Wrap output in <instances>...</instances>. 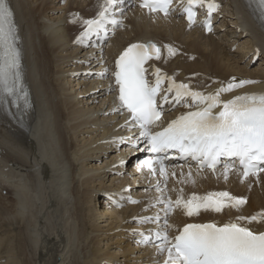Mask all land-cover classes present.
Returning <instances> with one entry per match:
<instances>
[{
	"label": "bare ground",
	"instance_id": "6f19581e",
	"mask_svg": "<svg viewBox=\"0 0 264 264\" xmlns=\"http://www.w3.org/2000/svg\"><path fill=\"white\" fill-rule=\"evenodd\" d=\"M215 35L186 32L181 22L169 23L131 11L129 29L118 33L111 50L138 40L169 43L174 58L163 69L196 91L215 93L230 82L251 80L231 95L264 93V27L253 0H223ZM21 31L28 109L2 114L0 109V264H142L159 254L139 245L150 234L145 203L124 206L117 215L107 196L131 185L139 151L105 147L120 123L109 112L111 93L97 76L84 77L88 56L73 38L78 21L91 17L97 0H9ZM69 23V21H71ZM234 49V50H233ZM255 57L260 62H255ZM85 66V67H84ZM80 69V70H79ZM83 71H82V70ZM79 70V71H78ZM80 72V75H74ZM230 95V96H231ZM11 117V118H9ZM127 167L117 165L121 157ZM137 181V180H136ZM203 186L200 188L199 186ZM184 182L179 194L228 190L248 199L234 212L203 213L191 221L250 216L264 211V174L257 181L206 178ZM132 186L138 193L142 186ZM135 198H141L136 195ZM143 198V197H142ZM145 219L144 226L136 225ZM187 220L180 214L175 224ZM264 230V222L254 225Z\"/></svg>",
	"mask_w": 264,
	"mask_h": 264
},
{
	"label": "snow or ice",
	"instance_id": "6c2138e0",
	"mask_svg": "<svg viewBox=\"0 0 264 264\" xmlns=\"http://www.w3.org/2000/svg\"><path fill=\"white\" fill-rule=\"evenodd\" d=\"M117 0H104L100 5L97 19H86L85 26L80 35L83 41L93 33H99L104 28L109 7ZM123 3V0H119ZM172 0H144L143 7L151 11L168 12ZM199 4L205 6V0H188V5ZM264 6V0H260ZM209 12L215 11L218 5L207 3ZM188 12L189 23H194L195 14L191 7ZM12 12L9 10L7 0H0V47L4 53L0 63V85L3 90L11 94L15 83L19 79L20 66L19 53L15 48L14 26ZM116 24V20L110 21ZM209 30L210 25H209ZM167 47L168 54L174 55L175 50ZM159 60L161 50L155 44H132L124 50L115 62V84L118 86L119 107L126 109L130 119L141 129L140 135L149 138L153 153L167 152L176 149L181 157H191L199 162L200 167H215L222 156L238 157L240 160L242 177L258 176L264 171V94H245L235 96L233 99L222 101L221 94L230 92L234 88L254 83L251 80H240L238 83L230 82L227 87L218 88L215 93L205 95L199 91H192L188 84H177L172 77H165L159 68L153 70L154 82H150L145 73V64L150 59ZM100 75H105L104 73ZM15 77V79H13ZM165 79L168 87L162 89ZM163 93V94H161ZM174 93L172 99L169 94ZM160 105L175 101L191 99V106L195 111H188L177 119L168 123L162 131L150 132L149 127L161 119ZM219 108L218 112L213 109ZM135 147V145H134ZM159 164V172L167 178L163 159L144 161L150 171H154L153 164ZM229 169L225 168V179ZM189 178L191 173L188 174ZM159 190V189H158ZM245 198H237L226 191L210 192L204 196L193 194L187 200L179 196L174 202L169 200L165 214L176 208H182L189 217L198 215L201 210H211L217 213L226 208L239 210L246 204ZM159 217H149L147 220H157ZM264 222V212L251 216L239 215L235 220H229L222 226L216 223L187 224L175 235L168 239L167 233L163 236L156 233V239L162 240L158 251L167 253L164 264H264V231H255L247 224ZM165 228L172 227L164 222ZM143 242H148L145 238Z\"/></svg>",
	"mask_w": 264,
	"mask_h": 264
},
{
	"label": "rangeland",
	"instance_id": "374dc122",
	"mask_svg": "<svg viewBox=\"0 0 264 264\" xmlns=\"http://www.w3.org/2000/svg\"><path fill=\"white\" fill-rule=\"evenodd\" d=\"M256 65H257V67H258V66L260 67V63H257ZM79 70H80V69H79ZM79 70H78V71H79ZM81 70H82V69H81ZM82 71H83V70H82Z\"/></svg>",
	"mask_w": 264,
	"mask_h": 264
}]
</instances>
